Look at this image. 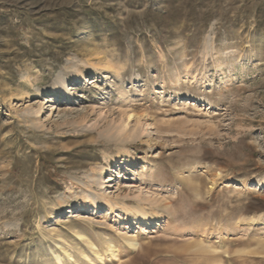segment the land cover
<instances>
[{
	"label": "rangeland",
	"instance_id": "1",
	"mask_svg": "<svg viewBox=\"0 0 264 264\" xmlns=\"http://www.w3.org/2000/svg\"><path fill=\"white\" fill-rule=\"evenodd\" d=\"M0 264H264V0H0Z\"/></svg>",
	"mask_w": 264,
	"mask_h": 264
},
{
	"label": "bare ground",
	"instance_id": "2",
	"mask_svg": "<svg viewBox=\"0 0 264 264\" xmlns=\"http://www.w3.org/2000/svg\"><path fill=\"white\" fill-rule=\"evenodd\" d=\"M132 115H128L127 117L130 119L132 117ZM131 246L134 247V249H136L138 247V244L137 243H131ZM113 257L115 259L119 260V254L117 252H115V251H113Z\"/></svg>",
	"mask_w": 264,
	"mask_h": 264
}]
</instances>
